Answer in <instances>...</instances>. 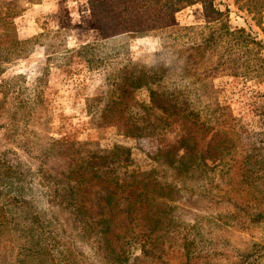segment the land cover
<instances>
[{
  "label": "trees",
  "instance_id": "obj_1",
  "mask_svg": "<svg viewBox=\"0 0 264 264\" xmlns=\"http://www.w3.org/2000/svg\"><path fill=\"white\" fill-rule=\"evenodd\" d=\"M196 4L204 23L181 26L176 15ZM234 5L260 24L264 0ZM91 8L104 38L151 35L159 40L158 56L181 47L187 53L175 74L129 72L127 65L108 72L106 95L87 100L92 125L120 123L134 138L171 132L173 142L152 156V169L125 173L123 183L128 148L46 135L35 128L46 113L39 85L28 100L18 86L2 84L0 118L13 132L7 139L0 134V264H91L82 243L86 234L106 264H264V141L242 145L232 110L212 82L229 75L264 85V43L245 27L233 28L230 9L215 0H91ZM22 11L0 0V63L27 43L14 23ZM99 45L84 48L90 69L111 61ZM124 61L132 62L125 57L118 65ZM195 175L203 179L198 189L181 182ZM41 179L80 226L76 237L44 206ZM182 191L202 213L188 228L172 220L170 202Z\"/></svg>",
  "mask_w": 264,
  "mask_h": 264
},
{
  "label": "rangeland",
  "instance_id": "obj_2",
  "mask_svg": "<svg viewBox=\"0 0 264 264\" xmlns=\"http://www.w3.org/2000/svg\"><path fill=\"white\" fill-rule=\"evenodd\" d=\"M6 1L17 3L23 9L15 17L14 23L19 38L27 43L22 45L17 54L0 63V86L5 84L6 89L18 86L29 100L35 96L34 91L39 85L38 90H42L43 95L42 107L46 113L40 119L41 125L35 124V128L44 130L46 135L61 142L93 141L102 149L109 150L116 145L128 148L129 160L124 164L121 176L123 183L127 180L125 173L152 169L155 166L152 156L158 149L171 145L172 133L134 138L124 135L120 123L93 126L87 111V100L106 95L108 72L121 66L127 65L129 72L136 68L151 71L157 68L164 74H175L179 58L187 54L186 48L181 47L158 56L159 40L155 36L126 33L104 38L92 21L91 0H38L34 3L26 0ZM215 3L222 10L226 7L230 9V24L233 28L245 27L264 43V13L258 24L252 15L238 10L234 0H215ZM176 20L181 26L204 23L202 6L196 4L180 11ZM92 44H101L97 49L111 57L107 65L89 68L83 54L84 48ZM125 57L132 62L128 64L124 61L123 65H118ZM198 72L201 74L202 69ZM212 82L222 102L232 110L242 145L249 148L261 144L264 141V85L229 75L216 76ZM0 93L1 100V88ZM140 95L144 97L145 91H140ZM12 132V123L0 118V134L7 139ZM181 182L192 190L203 185V179L200 180L197 175L190 179L181 178ZM40 184L47 192L44 206L57 215L69 236L76 237L81 233L80 226L65 208L57 191L45 179H41ZM98 187L94 191L101 190ZM170 203L175 207L172 220L182 228L196 224L197 217L202 214L195 198L183 191ZM82 236L86 238L82 243L91 264H106V258L101 254L95 238L89 234ZM7 240L5 236L6 247L9 245Z\"/></svg>",
  "mask_w": 264,
  "mask_h": 264
}]
</instances>
